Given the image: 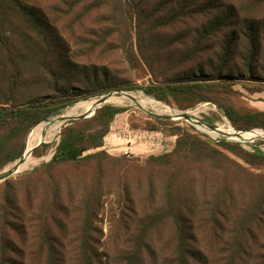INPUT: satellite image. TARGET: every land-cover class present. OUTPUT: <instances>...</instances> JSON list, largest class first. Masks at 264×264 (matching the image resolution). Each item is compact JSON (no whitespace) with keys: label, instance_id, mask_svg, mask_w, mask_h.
<instances>
[{"label":"trees","instance_id":"obj_1","mask_svg":"<svg viewBox=\"0 0 264 264\" xmlns=\"http://www.w3.org/2000/svg\"><path fill=\"white\" fill-rule=\"evenodd\" d=\"M104 1L116 18H122L123 26L118 24L117 27L124 32V41L128 34L125 25L129 20L136 22L141 59L152 74L157 73L156 63L160 67L162 62L159 53L156 57L152 50L149 36L156 30L202 19L204 23L189 40L192 47L166 70L174 76L155 80L142 89L148 96L182 111L210 103L219 108L238 131L264 130V111L242 101L241 93L235 89L237 81L248 80L259 86L245 85L251 95L264 93V67L260 64L264 62V0H166L172 2L165 5L159 2L163 0ZM74 7L71 3L69 10ZM158 14L161 17L158 18ZM218 35H222V41L217 61L207 63L204 68L197 62L202 53L210 50L211 41L218 44ZM109 36L102 35V44ZM70 49V41L62 35L58 23L34 0H0V170L19 160L25 152L30 132L59 112L81 100L138 88L115 79L105 67L102 68L104 71L95 65L80 67L71 57ZM125 51L128 61L140 64L138 57L129 56L127 45ZM236 56L245 71L231 67ZM207 68L212 73H208ZM91 111L85 110L83 114ZM124 112V108L104 105L93 117L71 123L63 129L53 159L44 165L48 171L69 165L98 167L97 182L89 187L92 191L85 199L87 208L81 207L85 215L77 242L61 239L66 238L65 229L53 231L55 219L50 207L60 212L64 206L61 200L55 199L54 205L45 201L43 213L39 216L33 213L28 219L27 213H21L13 202V181H7L5 207L0 208V264H102L100 250L89 240L88 228L94 218L91 206L100 198L97 191L107 175L106 166L124 163L133 157H114L105 148L113 123ZM151 119L145 124V130L151 135L159 133L163 138L173 139V150L150 156L148 162L172 166L173 173L163 182L151 178L145 187L154 201L153 206L144 213L137 235L132 236V245L120 253V263L149 264L148 260H152V264H264V193L255 195L238 211L227 212L225 190L210 207L198 202L196 206L194 200L190 201V195L195 194L193 189L185 196L179 192L180 172L174 162L175 159H188L194 164L203 160L218 162L220 152L216 146L229 150L249 164L254 159L264 161V153L256 147L257 154H249L240 144L226 141V137L213 135L218 140L214 142L208 135L192 132L171 119L159 116ZM44 127L34 132L32 142ZM48 148V144H43L34 155L43 157ZM35 175H26L23 180ZM37 187H28L26 191ZM89 188L85 187V190ZM225 220L231 222L228 233H224L222 222ZM25 221L37 228L38 242L21 248L10 238H2L8 231L9 236L16 234L20 222ZM158 229L169 231L167 245L171 253L163 262L148 243ZM197 231L200 235L207 232L212 248L209 253L203 249ZM223 234L229 239H223Z\"/></svg>","mask_w":264,"mask_h":264},{"label":"rangeland","instance_id":"obj_2","mask_svg":"<svg viewBox=\"0 0 264 264\" xmlns=\"http://www.w3.org/2000/svg\"><path fill=\"white\" fill-rule=\"evenodd\" d=\"M159 2H163V5H165L172 1L163 0ZM34 3L41 10H45L51 19L58 23L62 35L70 41L71 57L77 61L80 67H93L95 65L101 71L105 67V70L108 69L110 75L115 79L126 81L138 87L134 90L125 91L136 98L138 102L113 91V97L106 104L126 109V112L117 116L111 127V131L105 140L106 150L114 157H123L126 155V151L129 150L133 157L124 163H115L113 166L108 165L110 167L106 166L107 175L100 185L101 188L97 191L100 197L99 200L91 206L94 218L91 219V226L88 228L89 240L100 250L102 264H121L119 260L120 253L126 251L132 245V236L133 234L137 235L141 220L145 217L144 213L153 206L154 201L150 199V192L145 187L149 184L151 178L163 182L167 180L169 174L173 173L172 166L165 164L156 166L148 162L150 156L167 153H159L154 150L153 140L149 138L151 134L145 130V124L152 120L151 117L155 115L170 116L173 122L192 132L203 134L207 132L206 135L214 142H217V140L212 137L213 135L218 138L226 137V141L240 144L244 151L252 155L257 154V148L264 153V130L249 131L252 132L250 134L242 133L248 144L244 141H242L243 143L236 141L231 133L232 131L227 126V123L231 126L232 124L216 106L204 103L194 109L182 111L148 96L142 89V87L148 86L155 80L171 79L174 76L173 72L166 70L181 57L185 50L192 47L190 39L204 23L202 19L187 21L175 28L169 27L156 30L149 36L151 42L149 44H151L152 50L156 52V57L159 53L162 62L160 67L156 63L157 73L152 74L147 64L141 59L136 22L129 20V24L125 25L128 30L125 42L124 32L120 31L121 27L120 29L117 27L118 24L121 25L122 18L114 16L106 1L34 0ZM71 3L75 4L73 10H69ZM102 35H111L105 44H102ZM221 41L222 35H218V44L215 40L211 41L209 43L210 50L200 55L202 58L198 60L197 64L204 65L205 68L207 63H211L213 60L217 61L216 56ZM126 45L130 49L129 56L133 59L138 57L140 64L136 62L138 65H134L128 61L125 51ZM260 64L264 67V62ZM231 67H239L245 71L242 61L237 56L231 62ZM207 71L212 73L210 68H207ZM244 78H247V76ZM245 85L252 88L259 87L257 83L248 80L237 81L235 89L241 93V100L253 108H264V93L251 95ZM99 98L92 97L78 103ZM74 106L68 107L65 109L66 111L59 112L49 121L39 124V126H45L44 132H47L49 127L56 124H64L60 130V125L58 126L59 133L55 140L44 143L49 145L47 154L43 157H37L31 152V157L37 160L36 164L20 171L6 181H0V208L5 207V184L7 181H13L11 183V187L15 192L13 202H16V205L22 210L21 213H27L28 219L32 218L33 213L37 216L43 213L42 207L45 201H51L54 205L55 199L61 200L64 206L61 210L59 209L60 212L55 211L53 206L50 207L55 219L52 228L55 233L65 229L66 238L61 239H66V242L70 243H75L79 239L85 215L82 208H87L84 204L85 199L88 193L92 191L89 187L97 182L98 167L86 164V166L69 165L48 171L44 168V165L49 163L56 154L57 145L67 123L59 121V119L66 116ZM178 113H188L190 117L188 119L185 117L176 119ZM81 114H83L82 111L78 112L77 115ZM195 120L219 128V130L213 131L203 126V124H196L194 123ZM232 128L236 130L233 126ZM171 140L173 139L162 138L168 152L173 150ZM128 147H131V149H128ZM216 148L220 152L218 153V162L203 160L201 162L196 161L197 164H194L193 161H188V159H182L181 161L175 159L174 162H176L180 172L179 192L185 196L193 189L195 194L190 195V201L194 200L196 206L198 202L206 205L207 208L214 203L217 197L220 198V192L225 190L228 195L227 212L238 211L250 200H253L255 195L264 193V161H254V159L252 164H249L229 150L219 146H216ZM17 162L18 160L0 170V175L12 169ZM38 171L39 174H36ZM30 174L36 175L23 180L24 176ZM79 180L81 182H78ZM201 184L202 186L199 187ZM36 185L38 186L37 189L30 192L26 191L28 187ZM47 185H49V188ZM85 187H88L89 190H85ZM161 194L163 195V191H161ZM231 222H226V220L222 222L224 233L230 232ZM15 223L17 224L16 221ZM30 223L29 221L27 223L26 221L24 223L20 222L16 234L9 236L10 231H8V235L5 232L6 236L2 235V238H10L12 243L21 248L38 242L36 239L37 228L34 229L33 226H29ZM197 232L201 238L200 242L203 249L209 253L212 248L209 244L207 232L203 235H200L199 231ZM219 234L221 236L222 233ZM168 235L169 231L158 229L154 231L148 241L151 250L153 249L159 255L160 262H163L171 253L170 247L167 245ZM222 236L223 239H229L224 234ZM150 258L149 256L148 259ZM152 262V260L151 262L148 260L149 264H152Z\"/></svg>","mask_w":264,"mask_h":264},{"label":"bare ground","instance_id":"obj_3","mask_svg":"<svg viewBox=\"0 0 264 264\" xmlns=\"http://www.w3.org/2000/svg\"><path fill=\"white\" fill-rule=\"evenodd\" d=\"M117 95V94H116ZM120 95V94H119ZM100 97V96H99ZM97 98V97H96ZM89 100V99H88ZM100 99H95V100H92V101H88V102H81V103H78L74 106L73 109H71L68 114H66V118H70V117H75L78 112L80 111H84V110H88V109H92L91 113L94 112L95 110V107L96 105L98 104V101ZM163 105V104H162ZM66 111V110H65ZM179 114V113H178ZM190 114V112H189ZM168 115V114H167ZM78 116V115H77ZM182 118L181 116H178L176 117V119H180ZM226 118V117H225ZM228 121V120H227ZM60 125L59 127V130L62 128V126L64 125L63 123H60V124H56L52 127H49L48 128V131L47 132H44L41 131L36 137L35 139L33 140L32 142V136L34 134V132L38 129H41L43 128L44 126H40L39 128H37L29 137L28 139V142H27V156H26V159H25V163L19 168L18 170V173L20 171H23V170H26L27 168L31 167L32 165L36 164L37 163V160L34 159L33 157H31V152L33 151V149L39 144V143H47V141L49 140H55L58 136V126ZM227 126L228 128L232 131V135L234 137V139H236V141H239V142H242L244 141L246 144H248L247 142V139H245L242 134H238L235 132V130L232 128V126L227 123ZM219 130V128H218ZM252 132H249V133H244V134H250ZM32 142V143H31ZM50 143V142H49ZM55 143V142H54ZM243 143V142H242ZM52 144V143H51ZM263 150V149H262ZM48 158V157H47ZM17 174V173H16Z\"/></svg>","mask_w":264,"mask_h":264},{"label":"water","instance_id":"obj_4","mask_svg":"<svg viewBox=\"0 0 264 264\" xmlns=\"http://www.w3.org/2000/svg\"><path fill=\"white\" fill-rule=\"evenodd\" d=\"M116 93H121L122 95H124V96H126V97H128V98H130V99H132L133 101H135V102H138L137 100H136V98H134L132 95H130L128 92H125V91H117ZM113 95H114V92H110V93H108L107 95H103V96H101L99 99V101H98V104L96 105V107H95V110H94V112H92V113H84V114H81V115H78V116H75V117H71V118H66L65 116H63V117H61L60 119H59V121H65V122H67L66 123V125H65V127H67V126H69L71 123H73V122H76V121H79V120H82V119H88V118H91V117H93L95 114H96V111L98 110V109H100V108H102L104 105H106L107 104V102L109 101V99H111L112 97H113ZM154 115V114H153ZM155 116H159V115H155ZM178 116H181V117H185L186 119H188L189 117H190V115L188 114V113H179L178 114ZM159 117H162V118H166V119H171V117L170 116H159ZM49 121V120H48ZM194 123H196V124H203V126H205L206 128H210V129H212L213 131H218V129L217 128H215V127H212V126H210V125H208V124H206V123H204V122H200V121H196L195 120V122ZM32 132V131H31ZM30 132V133H31ZM235 132L236 133H238V134H242V133H245V131L243 132V131H236L235 130ZM30 135V134H29ZM28 135V136H29ZM44 143H39L34 149H33V151H32V154L34 153V151L36 150V149H38L39 147H41L42 145H43ZM27 143H26V149H25V152H24V154H23V156L18 160V162L16 163V165L12 168V169H10L8 172H6V173H4L3 175H0V181L2 182V181H6V180H8L9 178H11V177H13L14 175H16V173H18V170H19V168L25 163V159H26V156H27Z\"/></svg>","mask_w":264,"mask_h":264},{"label":"crops","instance_id":"obj_5","mask_svg":"<svg viewBox=\"0 0 264 264\" xmlns=\"http://www.w3.org/2000/svg\"><path fill=\"white\" fill-rule=\"evenodd\" d=\"M261 110H264V108H262ZM149 138L153 140V145L155 146L154 150L156 152H159V153L168 152L166 146L163 144V141H162L163 136L161 134L158 133V134L149 135ZM128 149H131V147H128ZM129 152L130 151L127 150L126 155H127V153L129 155H131V153H129Z\"/></svg>","mask_w":264,"mask_h":264},{"label":"built area","instance_id":"obj_6","mask_svg":"<svg viewBox=\"0 0 264 264\" xmlns=\"http://www.w3.org/2000/svg\"><path fill=\"white\" fill-rule=\"evenodd\" d=\"M205 132V131H204ZM206 134H208L207 132H205ZM217 142H218V140H217ZM127 155H129L128 153H127Z\"/></svg>","mask_w":264,"mask_h":264}]
</instances>
